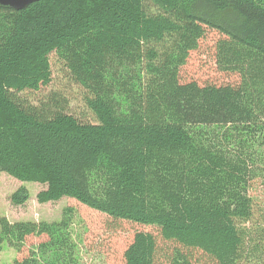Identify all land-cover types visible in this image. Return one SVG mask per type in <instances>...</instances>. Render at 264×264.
Instances as JSON below:
<instances>
[{
    "label": "trees",
    "instance_id": "obj_1",
    "mask_svg": "<svg viewBox=\"0 0 264 264\" xmlns=\"http://www.w3.org/2000/svg\"><path fill=\"white\" fill-rule=\"evenodd\" d=\"M229 38L222 58L237 86L182 83L181 67L206 28ZM56 52L86 91L98 122L30 103L20 93L52 79ZM264 167V0H39L0 4V172L46 184L40 203L71 197L157 225L165 239L216 264L259 263L251 189ZM30 198L21 186L16 205ZM0 219L13 264H74L73 216ZM157 242L138 232L125 264H155ZM254 254V255H252ZM173 264H191L184 256Z\"/></svg>",
    "mask_w": 264,
    "mask_h": 264
},
{
    "label": "rangeland",
    "instance_id": "obj_2",
    "mask_svg": "<svg viewBox=\"0 0 264 264\" xmlns=\"http://www.w3.org/2000/svg\"><path fill=\"white\" fill-rule=\"evenodd\" d=\"M229 38L214 28L207 27L198 47L191 51L186 63L181 67L182 83L196 81L201 86H237L241 77L235 70L229 69L222 58V46ZM52 79L39 90L21 92L22 98L30 103L46 107L49 110H64L81 121L97 123L94 112L87 106V91L71 76L65 63L54 52L50 54ZM252 183L253 216L249 225L253 237L264 243V167ZM21 186L27 187L30 198L24 204L16 205L11 195ZM46 184L23 182L13 176L0 172V219L6 217L11 223L22 221H60L65 210L73 216L74 264H125L124 252L138 232L151 233L157 242L155 264H173L182 256L191 264H216L211 255L199 248L187 247L176 240L165 239L157 225L138 223L132 220L115 218L107 213L88 207L71 197L58 201L40 203L37 194L46 189ZM47 239L46 235L27 237L21 250L4 243L0 251V264H13L23 259L30 251ZM254 255V254H252ZM259 263L264 264V252L259 254ZM247 264H254L247 261Z\"/></svg>",
    "mask_w": 264,
    "mask_h": 264
},
{
    "label": "water",
    "instance_id": "obj_3",
    "mask_svg": "<svg viewBox=\"0 0 264 264\" xmlns=\"http://www.w3.org/2000/svg\"><path fill=\"white\" fill-rule=\"evenodd\" d=\"M39 0H0V4L12 9L21 10Z\"/></svg>",
    "mask_w": 264,
    "mask_h": 264
}]
</instances>
